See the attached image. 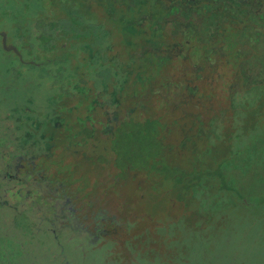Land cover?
<instances>
[{
    "label": "rangeland",
    "instance_id": "374dc122",
    "mask_svg": "<svg viewBox=\"0 0 264 264\" xmlns=\"http://www.w3.org/2000/svg\"><path fill=\"white\" fill-rule=\"evenodd\" d=\"M106 1L88 2L98 18L108 15L98 21L109 29L104 54L109 57V63L105 64L110 69L102 75L88 52L84 51L83 59H76L74 53L44 47L36 42L31 26L29 30L23 28L26 18H22V13L29 16V24L34 11L44 20H58L61 0H40V6L32 0H0V29L8 32L7 42L18 43L17 39L23 36L28 43L20 50L23 60L19 59L38 65H20L9 50L3 51L0 47V97L1 89L11 85L7 100L0 104V112L16 98L25 101L26 97H22L25 92L30 102L45 112L44 100L54 90L48 79L50 63L47 61L57 57L62 58L59 64L64 68L69 66L71 58L76 70L82 64V70H87L88 75L90 72L93 78L94 84L89 83V87L96 90L104 87L105 77L112 76L111 89L116 88V100L121 103L119 121L112 125L108 136L96 131L92 144L81 145L78 141L70 146H56L54 151L59 162L50 163L46 168L49 172L57 166L63 178L70 177L65 189L72 196L70 206L75 207L74 223L80 231L88 233L74 234V238L69 229H61L57 245L48 234L37 233L29 245L33 250L25 254L27 261L53 264L47 251L51 246L58 247L62 259H68L70 264H105L113 260L120 264L123 248L127 257L135 258V264H188L182 257L188 258V248L199 244L195 246L199 249L198 264H264V254L257 252L261 245L252 249L253 228L244 227L245 220L264 212V204L256 207L258 199L249 197L261 194L264 203V40H254L252 32L240 29L238 36L248 40V45L237 49L230 38L235 31L233 27L221 29L213 39L224 52L207 56L202 49L204 44L196 38L189 49L182 41L183 36L163 40L166 32L160 31L165 27L158 21L155 27L148 25L150 21L139 24L138 11L123 9L119 4H123L122 0L113 1L117 3L116 10L105 12ZM159 19L156 15L153 20ZM164 24L167 27L164 30L173 34L172 24ZM149 29L155 33V40L147 44L151 37ZM54 38L42 39L51 43ZM90 41L92 53L99 56L101 41L96 35ZM155 44H164L166 50L152 54L150 49ZM118 56L123 59H117ZM122 60L136 65L126 64V68L115 65L117 61L122 64ZM9 64L22 75L21 81L16 79L14 71L5 70ZM244 67H249L245 71L250 75L243 73ZM76 70L71 78L59 81L64 84L59 88L60 102L68 97L64 86L89 91L88 83L81 84L80 77L77 80ZM36 71L41 75L38 80ZM109 96L113 100L112 90ZM74 99L79 103L81 97L71 100ZM3 102L8 105L4 106ZM129 118L157 119L159 170L126 169L122 173L116 166L113 139L121 132L130 134L126 132L128 124L122 127L126 131L116 127ZM4 139L5 136H0V143ZM83 152H88L89 158ZM101 153L107 157L105 162L97 157ZM170 168L178 172L171 175ZM217 170H221L230 188L245 193L246 198L242 200L252 204L251 214L233 210L225 197L215 193L221 180L218 174L207 175V171ZM183 172L185 175L180 180ZM0 175L12 178L13 172L0 163ZM210 182L213 189L208 188ZM22 183L12 184L0 195V200H16V193L23 191ZM194 227L205 228L196 231ZM12 242L14 260L20 262L18 256L22 254L21 246L23 250L27 248L26 241Z\"/></svg>",
    "mask_w": 264,
    "mask_h": 264
},
{
    "label": "trees",
    "instance_id": "16d2710c",
    "mask_svg": "<svg viewBox=\"0 0 264 264\" xmlns=\"http://www.w3.org/2000/svg\"><path fill=\"white\" fill-rule=\"evenodd\" d=\"M4 1L7 2L9 0ZM113 1L115 0L106 1L107 9H104L105 12L107 10H111L112 12L118 8L116 4L121 0H116V4H113ZM122 1L123 4H119L122 5L123 9L130 11L136 9L138 11L139 14H137V16L139 18L137 21L139 24L141 22L146 23L150 21L148 25L155 27L158 21L160 25L167 28L164 23L167 25L171 23L174 33L172 34L168 29L164 30V28L163 31H160V33L166 32V36H164L163 40H172V36L174 35L183 36L182 41L188 45V49L193 45V40L195 38L196 41H201V43L204 44L202 48L204 49V55L224 52V49L219 47L220 45H217V41L213 39L221 29L233 27L235 31L230 38L234 48L237 49L239 47L244 48L248 45V40L242 39L241 37L239 38L238 33L240 29L250 33L252 32L254 34V40H264V0ZM32 2H37L39 6L41 5L40 0H32ZM88 2L89 0H61L60 16L58 15V20L54 22L50 19L44 20L40 17L38 11H34L33 21L29 24V16H27L26 13H22V18L24 16V18H26V22L23 24L25 27L23 28H26V30L31 29L36 42L42 44L44 47L61 52L66 51L74 53L76 59H83L84 51L88 52L93 56L92 59L97 62L98 67L96 69H99L103 75L105 71L110 69L109 64H105L109 57L104 54L106 48L105 42H108L107 36L109 34V29L106 28V24L104 25V23L98 21L108 17V15L105 13V16L98 18L95 16L94 10L90 7ZM158 10H160V13L157 12ZM156 15H159L160 19L155 21L153 19ZM28 26L32 28L28 29ZM94 26H96L97 29H94ZM133 26L137 27L136 24ZM14 30L15 28L12 27V32H15ZM150 34L151 37H148L147 44L155 40V33L152 34L150 30ZM257 34L258 37H256ZM92 35H96L101 41L102 47L98 51L99 56H96L91 51L93 42L90 41V37ZM186 35H188V39ZM52 36H55V40H52L51 43L50 41H43L42 39L44 37L52 39ZM21 37L23 36L17 39L18 43H14L19 50H21L22 47H27L28 43ZM190 37H192V39H190ZM45 41L47 42L46 45L44 43ZM63 42L64 44H62ZM156 46L160 48L156 49ZM0 47L3 51H6L1 44V40ZM76 47H79L80 50H76ZM151 47H153V50L150 49L152 54H157L162 50H166L164 44H155ZM8 52L15 56L17 63L20 65L29 64L38 66L33 62H22L12 50ZM188 55H190V52H188ZM121 58L122 57L118 56L117 59ZM60 61H62L60 57L50 58V60L47 61L50 63H48L50 66L47 69L48 79H50L54 90L52 94L48 95L44 100L47 105L45 112L40 111L37 106L35 107V105L30 102L31 99L27 92L22 96L26 97L25 101H19V98H16V101L9 105L7 102H3L4 106H8L6 108L3 107V111L0 112V136H5L4 142L0 143V163L13 172L12 178L0 175V195H3L7 188L16 181L24 182L22 183V193H16V200H0V210H2L0 217V264H29L25 254L33 250L29 245L32 244V239L37 233L44 232L46 235L48 234L49 239L53 238L56 245V240H60L59 232L61 229H69L72 233L70 236H74V238L76 234H81L82 232L88 233L87 231H80L78 226L74 223L75 207L70 206V203H72V196L69 191L65 189L70 177L67 179L64 176L63 178V175L60 173L61 169L57 166L54 170L49 172H47L46 168L50 163H55L58 160L54 151L56 146H70L78 143V141L81 145L92 144L96 138L94 137L96 131L99 135L104 134L108 136L112 125L116 121H119L118 113L120 112L119 106L121 103H117L116 88L111 89L110 83L112 81V76L105 77L104 79L106 81H103L104 87L96 90L93 86L89 87V83L93 82V78L90 77V72L89 76L87 70L86 72L82 70V64L79 65L78 71L73 65L74 60L72 58L68 63L69 66L66 68L63 67V64H59ZM119 63L121 62L117 61L115 65H120L122 68H126V64L131 66L136 65L133 61L127 62L125 60H122V64ZM74 68L76 70L77 80L80 77L81 84L88 83L87 87L89 91H84L82 89L76 90L64 86V92H66L68 97L65 101L62 99V102H60L58 98V93L60 92L59 88L64 84H60L59 81L65 78H71L72 73L75 74ZM251 68L253 67L251 66ZM246 69H249V67H244L243 73L248 76L250 73H246ZM5 70L10 73L14 71L16 73V79L21 81L22 75L18 74L17 69H15L12 64H9ZM120 70L123 72L122 69ZM39 74L38 71H36L37 80L41 77ZM35 82L36 81H34L33 84H36ZM35 86L37 87L38 85ZM10 88L11 85L10 87L6 86L1 89L2 97H0V104H2L3 100H7L9 96L8 89ZM13 88H15L14 84ZM111 90L113 100H110L109 96ZM31 93L33 94V90ZM75 96L81 97L79 103L75 102V99L71 100L75 98ZM34 98L35 97L32 96V99ZM129 111L132 110L129 109ZM126 124H128L127 131L122 128ZM116 129L130 133L128 135L125 132H121L113 139L116 166L122 170V173L125 172L126 169L143 168L146 171L159 170L157 165L159 154L157 151V146L159 144V140L157 139V119L147 118L144 120H135L129 118V120L119 122ZM125 137L127 139H125ZM127 141L128 143H126ZM126 144L129 145L128 149V146L125 148ZM87 153L88 152H83L82 154L89 158ZM97 157L103 162L107 160L106 155L103 153L98 154ZM127 160L130 161L129 164ZM59 164L61 163H58V165ZM170 170L171 175L178 172V170L174 168H170ZM207 172V175H219L221 185L215 191L219 197H225V199L229 201L228 204L234 207L233 210L251 214V211L254 210V208L251 207L252 204L248 202L244 203V200H242L246 198L244 196L245 193L230 188L225 183L221 170ZM184 175L185 173L183 172V174L179 176V179L181 180ZM188 187H190V184ZM208 188L213 189V183L210 182ZM32 192L35 193L30 196ZM27 194H29V196ZM260 195L261 194H251L249 196L258 199V202L255 204L256 207L264 204ZM48 199L49 201L47 202ZM245 221L247 223L244 227L253 228L252 249L254 250L255 247L257 248L258 245H261L262 247L260 246L257 252L258 255L264 254V252L261 251V249L264 248V229L262 228L264 227V212L254 218L250 217ZM204 228L205 227H194L196 231H201ZM72 237H68V239ZM21 239L26 241L27 248L24 247L23 250V246H21L22 254L18 256L19 262L14 260L13 253L15 246L12 241L17 240L20 242ZM65 239L64 237V240ZM113 242L115 244V241ZM196 245L199 244H194L188 248V258L184 256L182 257V261L188 262V264L199 263V260L196 259V252H199V249L195 248ZM125 247H127V252L130 254L131 252L128 246ZM47 251L50 259L54 261L52 262L53 264H70L68 259H62V254L58 247L48 246ZM121 253L120 264L136 263L135 258L127 257L124 253V248ZM167 262L169 263L170 261H166V263ZM31 264H34V262ZM105 264H117V262L113 260L112 263L108 262Z\"/></svg>",
    "mask_w": 264,
    "mask_h": 264
},
{
    "label": "water",
    "instance_id": "95a60500",
    "mask_svg": "<svg viewBox=\"0 0 264 264\" xmlns=\"http://www.w3.org/2000/svg\"><path fill=\"white\" fill-rule=\"evenodd\" d=\"M0 40L4 49L14 51L17 56L22 59V53L14 43L7 42V32L4 29H0Z\"/></svg>",
    "mask_w": 264,
    "mask_h": 264
}]
</instances>
